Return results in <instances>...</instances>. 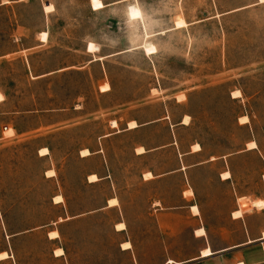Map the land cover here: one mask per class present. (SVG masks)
I'll return each instance as SVG.
<instances>
[{
  "label": "rangeland",
  "instance_id": "obj_1",
  "mask_svg": "<svg viewBox=\"0 0 264 264\" xmlns=\"http://www.w3.org/2000/svg\"><path fill=\"white\" fill-rule=\"evenodd\" d=\"M258 1L264 3V0H0V93L9 96L0 104V136L4 141L10 140L8 136L14 132L8 129L4 134V130L11 127L23 131L40 125H62L66 112L40 115L39 111L65 110L82 102L79 98L82 96L87 113L124 103L117 113L123 124L130 119L150 121L160 117L163 96L168 98L175 119L184 111L194 116L192 128L180 132L187 141L204 139L205 131L218 132L222 138L229 135L238 148L249 130L234 132L232 123L246 112L264 152V5L247 9ZM85 52L108 58L81 69L93 59V55ZM104 70L105 83L113 87L114 93L99 98L96 89L102 83L98 81ZM51 74L54 75L43 81L33 79ZM152 89H157L159 95L157 90L152 94ZM235 90L242 91L246 98L232 102L229 95ZM100 91H109V86H101ZM181 94L185 100L177 104L174 97ZM179 97L178 100H183ZM82 112H71V119L81 117ZM108 117L101 113L94 122H103ZM96 128L92 124L85 131L74 130L71 135L63 130L52 138L46 134L27 144L0 145V254L12 249L29 252L31 247L32 256H37L44 250L37 239L28 245L9 241L5 220L8 229L17 232L21 220L35 222L58 213L48 209L51 192L57 185L40 179L48 163L34 159L36 147L51 145L60 175L65 178L69 173L73 179L71 186H77L82 167L70 163L68 172V164L62 158L69 144L90 140ZM164 134L161 125L138 139L159 144ZM126 149L127 145L116 148L122 160L126 159L123 154ZM236 171L242 192H250V197L264 194L254 154L237 163ZM107 256L120 259L112 243H108ZM0 264L14 263L7 259L0 260Z\"/></svg>",
  "mask_w": 264,
  "mask_h": 264
},
{
  "label": "crops",
  "instance_id": "obj_2",
  "mask_svg": "<svg viewBox=\"0 0 264 264\" xmlns=\"http://www.w3.org/2000/svg\"><path fill=\"white\" fill-rule=\"evenodd\" d=\"M260 5L264 3L258 1L247 9ZM38 40L41 43L39 36ZM85 53L93 55V59L81 69L108 58ZM100 58L102 60H97ZM62 70L66 69L59 71ZM52 75L33 79L39 82ZM106 76L104 70L98 81L102 83H98L96 89L99 98L114 93L113 87L105 83ZM103 85H108L109 91L101 92ZM153 90L157 89H152V94ZM235 91H239L241 97L233 98V91L229 95L232 102L246 98L242 91ZM0 95L3 96L0 104L9 98L6 92ZM181 95L174 97L177 104L185 100L184 95L183 100H178ZM79 98L83 101L65 110L39 111L40 115L66 112L62 125H40L23 131L11 127L4 130V134L8 129L14 132L8 136L10 140L4 141L0 136L2 146L8 142L22 145L42 135L52 138L63 130L71 135L74 130L85 131L92 124L97 126L90 140L85 138L77 144H69L62 158L68 164V172L70 163L82 167L77 186H71L73 179L69 173L65 178L60 175L51 145L36 147L34 159L48 163L40 179L57 185L51 192L48 209L58 213L50 217L44 214V218L35 222L21 220L17 232H11L5 220L9 241L18 240L28 245L37 239L44 247L37 256H32L31 247L29 252L6 251L10 256L8 260H13L14 264H264V207H253L254 201L264 202V194L250 197V192H242L236 171L237 163L254 154L260 168L259 182L264 185V152L255 128L250 126L249 114L243 113L232 123L234 132L249 130L237 148L229 135L222 138L218 132L205 131L201 140L184 139L180 132L192 128L194 116L184 111L175 119L168 98L163 96L160 117L150 121L130 119L124 124L117 115L124 103L87 113L85 97ZM81 111V117L71 119V112ZM101 113L109 117L103 122H94ZM186 117L189 120L184 124ZM242 117L248 118L246 124L240 123ZM131 122H135V128H129ZM161 125L165 132L163 142L155 144L154 140L138 139L139 135L149 134ZM44 129L46 132L41 133ZM30 131L34 134L29 135ZM251 142L256 144L255 149L248 148ZM126 145V153L120 150L126 156L122 160L116 148L123 149ZM42 149H47L48 154L40 155ZM84 151L88 155H83ZM48 172L53 175L47 176ZM57 197L61 198L60 203L55 202ZM113 201L115 204H111ZM247 202L251 204L250 209L242 207ZM238 212L241 215L235 216ZM121 225L123 229H118ZM53 232L57 233L56 238H50ZM108 243H112L119 261L108 259ZM126 244L129 248L123 247ZM57 251L62 254L57 255ZM207 251L209 254L204 255Z\"/></svg>",
  "mask_w": 264,
  "mask_h": 264
},
{
  "label": "bare ground",
  "instance_id": "obj_3",
  "mask_svg": "<svg viewBox=\"0 0 264 264\" xmlns=\"http://www.w3.org/2000/svg\"><path fill=\"white\" fill-rule=\"evenodd\" d=\"M232 96H233V98H239L241 95H240V92L235 91L234 93H232ZM179 98H180V99H184V96H180ZM188 120H189V118L186 117V118L184 119V124H187V123H188ZM247 122H248V118H247V117H242V118H240V123H242V124H246ZM112 125L115 127V126H116L115 122H113ZM114 127H113V128H114ZM135 127H136L135 122H131V123H129V128H135ZM248 148H249V149H255V148H256V144H255L254 142H251L250 144H248ZM196 149H198L197 146L195 147V150H196ZM138 151H139V152H142L143 150H142V149H139ZM47 154H48V150H47V149H42V150L40 151V155H42V156L47 155ZM82 154H83V155H88V152H87V151H84ZM50 173H52V172H48L47 174H50ZM225 176H227V175H225ZM92 180H95V178L92 177V178H91V181H92ZM92 182H93V181H92ZM60 201H61V198H60V197H57V198L55 199V202H59V203H60ZM111 204H115V201L111 202ZM242 207L245 208V209H250L251 204H250V202H247V203H245V204H242ZM253 207L258 208V209L263 208V207H264V202H263V201H260V200H259V201H254V202H253ZM193 211H194V213H197V210H196V209H194ZM240 215H241L240 212H238V213L235 214V216H240ZM118 229H123V226H122V225H121V226H118ZM201 233H202V232H200V234H201ZM56 237H57V233H56V232H53V233L50 234V238H56ZM123 247H124V248H129V244H126V245H124ZM56 254H57V255H61V254H62V251H57ZM203 254H204V255H207V254H209V252L207 251V252H205V253H203ZM7 259H9V256H8L7 253H2V254H0V260H1V261H5V260H7Z\"/></svg>",
  "mask_w": 264,
  "mask_h": 264
}]
</instances>
